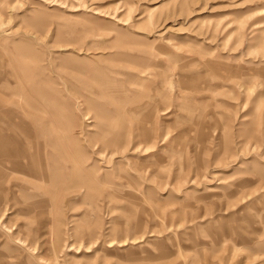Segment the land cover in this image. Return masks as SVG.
<instances>
[{
    "label": "rangeland",
    "instance_id": "1",
    "mask_svg": "<svg viewBox=\"0 0 264 264\" xmlns=\"http://www.w3.org/2000/svg\"><path fill=\"white\" fill-rule=\"evenodd\" d=\"M0 264H264V0H0Z\"/></svg>",
    "mask_w": 264,
    "mask_h": 264
},
{
    "label": "bare ground",
    "instance_id": "2",
    "mask_svg": "<svg viewBox=\"0 0 264 264\" xmlns=\"http://www.w3.org/2000/svg\"><path fill=\"white\" fill-rule=\"evenodd\" d=\"M39 178V177H38Z\"/></svg>",
    "mask_w": 264,
    "mask_h": 264
}]
</instances>
